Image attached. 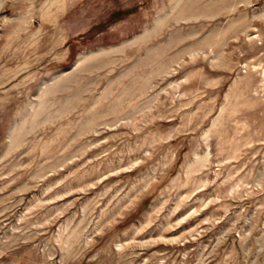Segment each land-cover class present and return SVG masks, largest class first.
Listing matches in <instances>:
<instances>
[{
	"label": "rangeland",
	"instance_id": "obj_1",
	"mask_svg": "<svg viewBox=\"0 0 264 264\" xmlns=\"http://www.w3.org/2000/svg\"><path fill=\"white\" fill-rule=\"evenodd\" d=\"M0 264H264V0H0Z\"/></svg>",
	"mask_w": 264,
	"mask_h": 264
}]
</instances>
